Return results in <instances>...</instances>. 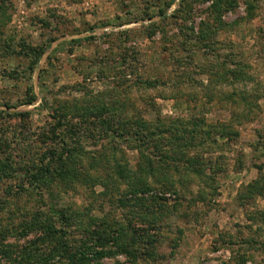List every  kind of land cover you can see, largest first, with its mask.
Returning <instances> with one entry per match:
<instances>
[{"label":"rangeland","instance_id":"rangeland-1","mask_svg":"<svg viewBox=\"0 0 264 264\" xmlns=\"http://www.w3.org/2000/svg\"><path fill=\"white\" fill-rule=\"evenodd\" d=\"M168 1L8 0L3 38L15 50L0 57V109L31 113V152L0 158V240L16 264H27L19 260L29 243L48 251L50 239H37L48 221L62 231L51 238L76 245L94 220L126 236L149 220L158 228L150 257L133 263L112 240L103 264H264V0L222 12L213 0H184L193 6L184 17L175 12L182 0ZM187 32L196 39L182 47ZM41 44L48 49L31 70L22 48ZM57 106L85 131L81 153L40 178L39 157L53 153L39 134L56 123ZM145 125L166 161L149 166L143 155L160 154L128 133ZM7 162L18 168L2 170ZM35 220L44 223L23 231Z\"/></svg>","mask_w":264,"mask_h":264},{"label":"trees","instance_id":"trees-1","mask_svg":"<svg viewBox=\"0 0 264 264\" xmlns=\"http://www.w3.org/2000/svg\"><path fill=\"white\" fill-rule=\"evenodd\" d=\"M196 1V0H195ZM204 1V0H202ZM174 0L168 1L165 7H169L172 5ZM194 3V0L191 1V3ZM181 4L183 6V9L175 11L176 13H179L181 16H185L184 14H188L193 6L187 1L182 0ZM235 4V0H213L211 8L217 9L218 12H222L221 9L223 8H229L232 7ZM185 5V6H184ZM251 3V11L254 6ZM8 6V0H0V57L3 55H8L11 52H14L15 49H13V45L10 40L3 38V28L6 25V22L9 19V15H5V12L7 11L6 7ZM167 8L160 9L159 10V16H163V19L166 16ZM187 8V11H186ZM149 19H152L155 15H147ZM146 18V17H145ZM144 19V18H142ZM160 26V23H157L156 21H151L149 25L146 27L149 31L155 32L157 27ZM154 27V28H153ZM205 30L203 29L201 31L200 37L202 39L207 37V34H205ZM196 39V36L194 33H186L184 36L185 40H182L180 43V46L185 47L186 44H191V42ZM192 39V40H191ZM75 41H78L79 39H74ZM188 40H191L190 42ZM199 44H204L199 40ZM48 47L41 44L38 46H25L22 48L23 53H25L26 56H29L31 58V62L29 64V68L31 70H34L37 63L39 62L40 57L47 51ZM28 97L24 101V103L32 104L36 98L37 95L33 89V87H29L28 91ZM8 108H12L14 106H11L9 103L6 104ZM57 112L56 123L53 127L49 128V131H42V133L39 134L41 141H43L48 147L49 151H51L53 154L54 160L59 162L60 164L58 166H55L54 168L52 166L57 165V162L51 161L52 159H46L44 156L39 157V170L38 176L40 178L44 177V175L48 176H56L58 174L63 173L68 165V163L71 162L72 158L76 159V157L79 156L81 151L78 149L79 144L83 137L84 132L82 133V126L81 124L74 122L72 119L67 118L68 113L66 111H60L59 106L55 107ZM84 112L80 113V117H85L88 119L90 116V112L86 109H83ZM102 111V110H100ZM55 112V113H56ZM30 111L28 110H16L12 111L10 109H0V123L1 121L5 120L8 121V119H20L21 123L18 127L15 128V125L9 124L7 126H2L0 129V158L2 157V154L4 153L7 157L12 156L13 151L20 152L25 154L26 152L31 150V144L28 140L29 138L26 136V125L24 123V120L27 119V117L30 116ZM100 114V112H98ZM73 123V124H72ZM69 124H72L68 127ZM20 127V128H19ZM68 127V128H67ZM145 128H137L134 130H129L128 133H131L132 135H135V140L139 142V144L143 147H147V149L153 150V152H158L160 154V158H152L149 155L144 154L143 158L147 163H149V166H152L153 163L162 162L167 160V153L168 149H162V145L156 142L154 136L151 133H148ZM21 129V130H20ZM110 129V127H109ZM92 129L89 130L87 135L91 132ZM11 132L10 136L16 137L17 140L13 139L12 137L8 136L7 133ZM19 134L21 136L19 137ZM93 134L91 133V136ZM29 143V144H28ZM15 147H13V145ZM156 150V151H154ZM31 152V151H30ZM38 153V152H35ZM151 153V151H150ZM41 155V154H40ZM74 156V157H73ZM6 157V158H7ZM148 165V164H147ZM17 167V164H12L7 162L5 166H2V170L6 172H12ZM58 171H63L61 173H56ZM1 174V172H0ZM33 177L35 178L34 185H38V180H36L37 174L33 173ZM52 178V177H51ZM26 190L25 187H22ZM8 191V190H7ZM145 196H142L141 199L144 200ZM156 196L153 195L154 201L156 200ZM148 199V198H145ZM4 200V199H1ZM0 200V201H1ZM44 222H28L24 225L23 231H26L30 228H36L35 226L42 225ZM48 225L46 227H43L40 231L41 237L40 240H49V249L48 251L40 250V246L35 242L32 244L29 243L28 247H25L23 250L25 256L21 257L19 261L22 263L32 264V261H38L39 264H45L47 262H50V264H55L54 260L57 259H63L61 260V264H103L100 260L104 256L108 254H112L113 250L108 249V244L110 241L114 240L117 242L116 248H118L120 251H123L125 254L129 256L130 259H132L133 263H136V261L140 258H143L144 256L150 257L152 255L153 251L150 250L152 246L154 245V242L157 241V237L155 236L156 233H158V228L155 226L156 220L151 222L150 220L148 223H146L144 226L133 228V232L131 235L124 234L126 231V228H121V231H117L116 229H103L101 228V222L94 220L93 223L90 225L84 227L82 230V236H80V241L76 245H72L69 240H64L62 243H57V239L51 238L52 235H56L60 231V229L51 221L47 222ZM36 230H38L36 228ZM117 233V234H116ZM0 235L2 237L6 236L7 233L0 230ZM51 236V237H50ZM127 237V238H126ZM119 240V241H118ZM2 245V241L0 240V264H16L18 260L13 256V248H7ZM151 251V252H150ZM49 254L52 258V260L47 261ZM56 256V257H55ZM63 261H66V263H63ZM34 264V263H33Z\"/></svg>","mask_w":264,"mask_h":264}]
</instances>
